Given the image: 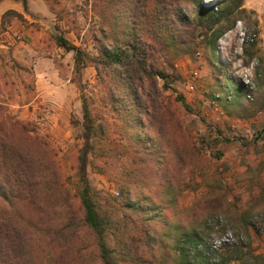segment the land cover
<instances>
[{
    "label": "rangeland",
    "instance_id": "obj_1",
    "mask_svg": "<svg viewBox=\"0 0 264 264\" xmlns=\"http://www.w3.org/2000/svg\"><path fill=\"white\" fill-rule=\"evenodd\" d=\"M146 1L129 18L142 20L138 32L148 64L163 70L166 77L156 78L155 96L149 101L141 98L144 104L161 109L157 115L150 109L155 119L141 114L142 142L130 138L127 121V115L138 114L139 109L126 110L119 102L117 111L112 110L115 103L108 91L114 79L103 68L97 72L91 61L99 54L96 39L102 38L98 13H105L107 5L119 9L124 4L131 9L129 0H45L50 20L34 15L31 24L9 14L5 29L0 28V110L11 120L27 122L34 135L56 153L57 187L64 190L76 219L83 217L77 156L84 144L85 98L95 125H103L112 138L110 143L102 141V147L133 144L141 149L137 164L113 153L88 154L85 178L96 192L102 216L106 204L113 202L120 212H127L123 207L127 196L140 203L144 211L129 212L136 227L131 231L138 244L153 238L142 234L146 229L158 237L161 264H185L175 255V240L179 232L193 229L202 237L199 247L210 262L264 264V0H166L181 5L176 11L180 21L170 30L155 28L152 13L161 3ZM12 2L0 0V10ZM205 7L217 12L223 8L220 22L213 24L203 16L200 9ZM12 20L27 31L22 40L28 47L8 44L11 40L2 34ZM217 29L224 32L215 42V57L208 42ZM55 36L82 52L84 64L79 70L74 52L58 49ZM29 51L52 59L54 75L48 79L54 86L46 82L43 67ZM89 72L94 73L93 80L88 79ZM146 145L148 154L142 151ZM174 148L185 156L183 163L173 154ZM125 182L131 188L129 195L122 191ZM1 207L9 210L2 201ZM14 207V215L25 226L18 233H27L24 240L31 264H83V259L101 264L98 247L82 220L73 239L67 237L65 242L57 234L65 221L64 207L47 204L38 194L17 199ZM154 211L156 218L151 219ZM228 234L231 243H222L218 249L211 246Z\"/></svg>",
    "mask_w": 264,
    "mask_h": 264
},
{
    "label": "trees",
    "instance_id": "obj_2",
    "mask_svg": "<svg viewBox=\"0 0 264 264\" xmlns=\"http://www.w3.org/2000/svg\"><path fill=\"white\" fill-rule=\"evenodd\" d=\"M111 1L106 0V3ZM154 1L161 3L158 11L152 13H155L152 18L155 28L170 30L180 21L181 17L176 11L180 12L181 5H178V2L173 6V2L168 3L166 0L164 3L161 0ZM146 2V0H143L142 3L140 0H129L131 9L124 7V4L119 9L118 7L110 9L111 6L107 5V9H104L105 13H98L101 22L99 31L102 38L96 39L99 43L97 46L99 54L91 60L97 72L100 73V69L103 68L114 79V82L112 80L113 86L108 91V97L115 103L111 106L112 110L117 111L119 102L123 103L126 110L139 109L138 114L127 115L130 138L132 137L133 141L138 142H142L140 135L144 127V118L141 114H146L147 119L149 116L155 119V112L161 110L144 104L141 102V98L145 97L149 101L151 95L155 96L157 93L156 78L165 79L166 77L163 70L155 69L148 64L145 42L141 40V35L138 32V26L142 20L129 18L138 14L141 4ZM200 12L207 19H211L213 24L220 22L224 13L223 8L217 12V9L213 7L201 8ZM9 14L22 17L14 10H6L0 18L1 30L5 29L4 23ZM148 14L149 12H147V16L152 15ZM140 16L144 17L145 15L140 13ZM223 32V30L217 29L213 33L214 37L211 42H208L214 56L216 54L215 42L223 35ZM54 40L57 46L65 51L74 52L75 68L79 70L84 64L79 48L69 43L62 36H55ZM78 86L79 88L82 87L80 81H78ZM163 86L168 87V83H164ZM178 97L183 101L182 96ZM82 102L83 132L81 137L84 144L77 156L78 175L82 182L79 198L83 217L80 219H76L68 197H64L66 196L63 193L64 190L57 187V178L59 177L53 162L56 153L49 148L45 140L34 135L33 128H29L27 122L18 119L11 120L6 113L0 110V202L2 201L9 208V210L4 207L0 208V264L9 263L10 259L16 261L17 264L30 263L31 256H28L30 251L24 240L27 231H23L26 233L24 236L18 233L20 232L19 228L22 227L23 230L25 226L22 224L21 218L14 215V206L17 199L27 200L29 195L34 194L40 195L47 204L60 205L65 208V221L57 231L62 241L66 242L67 237H70L69 239L74 238L78 222L82 220V226L92 234L94 243L98 247V258L101 264H161L162 252L157 240L158 237L152 236L150 230L146 229L142 234L146 238H153L148 244H138L139 240L135 237L133 230L131 231V229L135 230L136 227L133 225L134 221L129 212L133 210L144 211L140 203L134 204L127 196L123 204L127 212H120L117 208V202L106 204L107 209L104 216L99 212L100 206L95 198L96 192L92 191L85 178L88 154L96 157L113 153L115 157H122L131 164H137L141 162L139 156L141 149L137 148L138 146L134 147L133 144L127 147H109L107 150L102 147V141L107 140V143H110L109 140L112 138L105 132L103 125H95L96 119L91 114L85 98H82ZM150 109L154 114L151 113ZM156 148L158 151L159 147ZM149 149L150 147L147 145L142 147L145 154L150 153ZM173 151L179 162L183 163L185 156L182 153L179 154L175 148ZM149 158L153 157L150 156ZM134 170L137 171L136 168ZM122 191L130 194L129 182L122 184ZM156 214L157 212L150 218H156ZM127 219L130 220L127 221ZM54 238L57 239V236L55 235ZM202 240L200 234L194 229L179 232L175 240L177 243L175 255L185 264H224L223 261L219 263L210 262V258L199 247L202 245ZM109 242H112L114 246H109ZM142 254L148 258H144ZM87 261L83 259V264H88Z\"/></svg>",
    "mask_w": 264,
    "mask_h": 264
},
{
    "label": "crops",
    "instance_id": "obj_3",
    "mask_svg": "<svg viewBox=\"0 0 264 264\" xmlns=\"http://www.w3.org/2000/svg\"><path fill=\"white\" fill-rule=\"evenodd\" d=\"M13 4H7L6 8L4 10H0V18L1 15L7 10H14L16 12H18L19 14L22 15V17L29 22V24H31L32 21H34V19H32L31 17L34 15H38L41 18H44V20H50L52 13L49 10V8L47 7V4H45V0H26L25 2V9L24 10V6L23 3L21 1H15L12 0ZM20 3V4H19ZM19 5V8L18 6ZM31 18V19H30ZM11 25L6 27V30L2 33V34H6V39L7 41H10L8 44L11 45H16L17 47H28V44H26L22 39H23V35L27 34V31L24 29V27L19 26L18 24L14 23L13 20L10 22ZM13 23V24H12ZM37 34V33H36ZM39 34V33H38ZM37 34V35H38ZM58 49H62L61 47L57 46ZM65 51V50H64ZM65 53H69L68 51H65ZM29 55L31 57L34 58H38V61L40 62L41 66L43 67V69H41L42 75H44L45 77H47L46 82H49V86L52 87L54 86V83H51L50 80L48 78H50V76L54 75V69H52V66L50 65V61L52 59L49 58H43V57H38L39 52H30L29 51ZM48 63V64H47ZM50 66V68H49ZM52 69V70H50ZM91 73V72H89ZM94 74V73H91Z\"/></svg>",
    "mask_w": 264,
    "mask_h": 264
},
{
    "label": "built area",
    "instance_id": "obj_4",
    "mask_svg": "<svg viewBox=\"0 0 264 264\" xmlns=\"http://www.w3.org/2000/svg\"><path fill=\"white\" fill-rule=\"evenodd\" d=\"M88 79L93 80L94 79V74L89 73L88 74ZM230 239H231V236H230V234H228L225 237H222V238H220L218 240H215V241L211 242V246L214 247L215 249H218L221 246L222 243H225V242H230L231 243Z\"/></svg>",
    "mask_w": 264,
    "mask_h": 264
},
{
    "label": "water",
    "instance_id": "obj_5",
    "mask_svg": "<svg viewBox=\"0 0 264 264\" xmlns=\"http://www.w3.org/2000/svg\"><path fill=\"white\" fill-rule=\"evenodd\" d=\"M15 1H21V2L23 3L24 10H26V9H25V2H26V0H15Z\"/></svg>",
    "mask_w": 264,
    "mask_h": 264
}]
</instances>
